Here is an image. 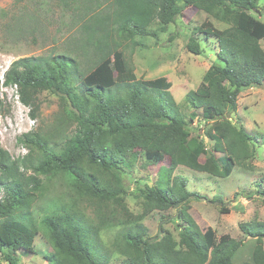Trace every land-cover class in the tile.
Instances as JSON below:
<instances>
[{"label": "trees", "instance_id": "16d2710c", "mask_svg": "<svg viewBox=\"0 0 264 264\" xmlns=\"http://www.w3.org/2000/svg\"><path fill=\"white\" fill-rule=\"evenodd\" d=\"M90 2L98 8L105 3V11L86 19L80 27L83 38H73V48L17 59L0 81V87H16L19 101L30 109L32 119L39 109L37 93L46 91L57 97L66 121L76 124L60 146L55 141L49 143L39 133L19 137L20 144L40 153L33 166L31 155L13 160L0 146V254L8 264H21L17 263V251L34 254L38 233L28 214L40 180L24 176L21 169H32L46 177L61 174L68 187L80 195L102 205L107 201L117 204L124 193L120 183L111 185L102 175L111 173L116 181L119 178L114 173L121 175L129 169L139 152L152 165L168 158L177 166L227 178L235 165H248L255 156L257 142L264 141V136L258 139L232 118L240 93L264 85V50L259 43L264 39V22L251 14L259 0ZM188 8L227 25L218 29L204 20L191 31L185 45L188 53L200 55L202 50L195 37L198 34L214 38L217 44L216 61L205 71L198 87L184 98L192 109L200 108L199 120L207 125L203 135H192L188 130V124L198 116L192 111L188 120L184 118L170 93L171 83L165 77L137 79L118 48L122 38L139 45L135 37H155L156 31L151 30L154 23L163 32ZM86 56L91 64L80 69V59ZM203 136L212 144L209 150ZM157 174L156 187L138 188L143 213L133 222L117 221L129 226L127 237L137 250L122 264H236L233 258L242 240L227 234L217 236L211 227L201 230L188 215L190 199L197 196L186 190L187 179L165 167H160ZM262 186L254 194L264 203V179ZM246 196L249 199L253 194ZM170 209L179 223L178 238L162 225L157 235L149 236L142 224L144 217ZM107 219L98 215L94 226L73 205L45 216L40 223L52 247L44 255L46 264H107L104 253L95 245L100 229L112 224ZM238 227L254 241L250 260L241 264H264V222L254 218Z\"/></svg>", "mask_w": 264, "mask_h": 264}, {"label": "rangeland", "instance_id": "374dc122", "mask_svg": "<svg viewBox=\"0 0 264 264\" xmlns=\"http://www.w3.org/2000/svg\"><path fill=\"white\" fill-rule=\"evenodd\" d=\"M104 4L101 3L98 8L90 0H0V76L17 59L44 56L53 51L68 52L71 46L73 48L76 44L73 43V38H83L80 30L82 24L93 13H104ZM251 14L264 22V0H259L258 8ZM204 20H209L218 29L227 28V25L208 17L204 12L188 8L173 24L166 26L163 32L159 29V24L154 23L151 30L156 31L155 37H135L134 40L139 45H134L131 40L124 38L118 41V48L123 53L125 63L128 68H133L137 79L153 80L165 77L171 83L170 93L184 118L188 120L190 112H195L198 118L188 124L192 135H203L207 125L199 120L200 108L192 109L184 98L188 91L196 89L201 83L205 71L216 61L217 53L214 38H207L203 34L195 36L202 50L200 55L190 54L185 48L191 31ZM260 44L264 49V39ZM80 61V69L91 64L87 56ZM0 99V146L13 160L31 155L29 160L33 166L34 158L40 154L39 151L32 152L30 148L18 142L22 135L39 133L44 135L49 143L55 141L60 146L76 127L75 123L66 121L67 117L62 114L63 106L57 97L49 92L37 93L39 109L35 119L30 117V109L19 101L16 87H0ZM232 118L239 120L251 135L262 139L264 85L240 93L237 110ZM204 143L206 150H209L212 144L206 137ZM257 144L255 156L248 165H235L227 178H217L177 166L168 158L163 163L152 165L144 159L142 152H139L131 169L125 168L121 175L114 173L119 178L116 181L111 173L102 175L104 179H109L111 185L120 183L124 193L119 196L120 202L117 204L107 201L102 205L96 199L80 195L68 187L61 174L46 177L34 173L32 169H21L24 176L39 179L40 188L34 194V202L28 214L38 230L34 239V254L17 251V263H47L44 255L50 253L52 247L40 221L52 212H63L72 205L94 226L98 224V215L102 214L112 223L102 227L99 238L95 239V245L108 260L107 264H122L125 259L134 257L137 250L128 240L129 226L117 224V221L133 222L135 217L143 213L144 204L138 188L145 185L156 187L160 167L187 179L186 190L197 196L190 199L188 215L199 228L205 230L211 227L217 236L227 234L236 240H242L233 260L236 264L247 262L250 260L254 241L245 237L238 225L254 218L264 222V203L262 198L254 194L263 187L264 141ZM29 187L32 188V185ZM247 194L253 196L247 199ZM220 209H226L227 212H221ZM174 215L175 211L172 209L165 212L154 211L144 217L142 224L148 229V235L151 237L157 235L159 226L162 225L177 239L179 223L174 219ZM0 264H8L1 254Z\"/></svg>", "mask_w": 264, "mask_h": 264}, {"label": "built area", "instance_id": "2783aa9c", "mask_svg": "<svg viewBox=\"0 0 264 264\" xmlns=\"http://www.w3.org/2000/svg\"><path fill=\"white\" fill-rule=\"evenodd\" d=\"M3 76H4V74L2 73V75L0 76V81L1 82L3 81Z\"/></svg>", "mask_w": 264, "mask_h": 264}, {"label": "crops", "instance_id": "0c3cea01", "mask_svg": "<svg viewBox=\"0 0 264 264\" xmlns=\"http://www.w3.org/2000/svg\"><path fill=\"white\" fill-rule=\"evenodd\" d=\"M260 42H261V40H260ZM260 42H259V43H260ZM260 46H261V44H260ZM261 48H262V46H261ZM262 49H263V48H262ZM263 50H264V49H263ZM241 93H242V92H241ZM245 129H246V128H245Z\"/></svg>", "mask_w": 264, "mask_h": 264}]
</instances>
